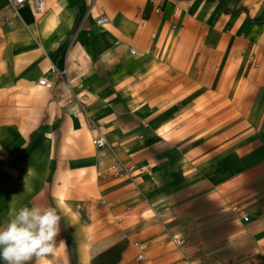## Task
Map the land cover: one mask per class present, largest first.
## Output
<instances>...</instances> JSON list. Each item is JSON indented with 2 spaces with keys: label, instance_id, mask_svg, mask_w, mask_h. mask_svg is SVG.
<instances>
[{
  "label": "crops",
  "instance_id": "0c3cea01",
  "mask_svg": "<svg viewBox=\"0 0 264 264\" xmlns=\"http://www.w3.org/2000/svg\"><path fill=\"white\" fill-rule=\"evenodd\" d=\"M8 1L0 225L56 208L54 264H264V0Z\"/></svg>",
  "mask_w": 264,
  "mask_h": 264
},
{
  "label": "clouds",
  "instance_id": "9594fccd",
  "mask_svg": "<svg viewBox=\"0 0 264 264\" xmlns=\"http://www.w3.org/2000/svg\"><path fill=\"white\" fill-rule=\"evenodd\" d=\"M60 221L53 207L23 206L14 211L0 225V259L5 264H28L34 258L36 264H54L56 254L66 248L63 240H56Z\"/></svg>",
  "mask_w": 264,
  "mask_h": 264
},
{
  "label": "built area",
  "instance_id": "2783aa9c",
  "mask_svg": "<svg viewBox=\"0 0 264 264\" xmlns=\"http://www.w3.org/2000/svg\"><path fill=\"white\" fill-rule=\"evenodd\" d=\"M44 2H45L44 0H9L8 1V11L11 14V16H14L17 14V11L21 6L28 3L31 5L33 12L35 14L39 15V14L43 13V11H44ZM95 2H96V0H90L91 5H94ZM96 23L98 25H104V24L108 23V19L106 17H100L99 19L96 20ZM131 53H134V52L131 51ZM250 62L254 63V60L251 59ZM38 83H39V85L44 86L46 84V81L44 79H42V80H39ZM87 124H88V127L93 126V122L89 116L87 117ZM91 144H92V147L94 149L100 150V149H103L104 147H106L107 141H106L104 135L102 133L98 132L92 137ZM110 173L114 177L125 176V175H129L130 169H128L122 163H117L110 168ZM244 221H247V219L244 218ZM138 247L141 250L143 249L142 245H138ZM142 258H143V255L140 254L137 257V260L138 261L142 260Z\"/></svg>",
  "mask_w": 264,
  "mask_h": 264
}]
</instances>
